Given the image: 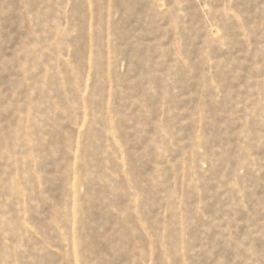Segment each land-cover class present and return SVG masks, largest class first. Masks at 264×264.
<instances>
[{
    "label": "rangeland",
    "instance_id": "1",
    "mask_svg": "<svg viewBox=\"0 0 264 264\" xmlns=\"http://www.w3.org/2000/svg\"><path fill=\"white\" fill-rule=\"evenodd\" d=\"M0 264H264V0H0Z\"/></svg>",
    "mask_w": 264,
    "mask_h": 264
}]
</instances>
